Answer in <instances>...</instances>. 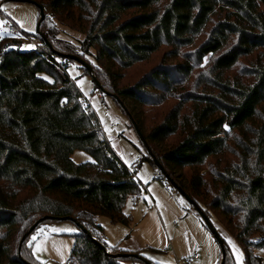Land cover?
<instances>
[{
	"label": "trees",
	"instance_id": "1",
	"mask_svg": "<svg viewBox=\"0 0 264 264\" xmlns=\"http://www.w3.org/2000/svg\"><path fill=\"white\" fill-rule=\"evenodd\" d=\"M33 1L45 13L36 34L41 45L23 51L22 41L14 37L0 42V264H46L36 260L31 237L45 222L62 219L75 220L83 228L73 235L68 264L142 260L120 246L109 247L102 239L106 236L98 219L106 216L113 223L129 224L124 206L130 198L138 200L143 186L111 148L95 112L67 73L73 61L65 55L85 60L93 68L90 74L78 64L86 74L120 100H135L145 113L146 109L154 112L167 95H179L178 106L149 133L144 132L149 148L172 137L182 138L160 154L151 151L209 218L211 209L221 210L218 220L242 246L245 264H264L255 253L264 249V169L260 167L264 156L253 168L250 155L242 153L241 166L229 169L226 132L227 128L243 132L264 109V0ZM220 13L224 19L197 49V60L219 53L212 69L222 73L244 58L258 56L252 72L256 82L239 84L235 96L229 94V87L216 98L192 91L180 94L177 85L193 72L190 63H183L160 65L135 85L118 90L115 78L122 79L124 71L147 61L165 44L174 47L177 55L180 48L193 45ZM124 15L129 17L119 22ZM59 24L79 29L85 39H76L79 44H75L61 38ZM104 59L116 61L121 68L110 73ZM95 89L100 90L96 83ZM144 114L139 122L142 128ZM257 146L264 148V140ZM77 150L88 152L94 161L76 163L72 155ZM211 160L223 168L216 172L221 187L210 185L198 171ZM141 161L156 167L148 152ZM185 169L189 176L178 174ZM242 191L245 198L239 200ZM225 250L224 264H236L226 242Z\"/></svg>",
	"mask_w": 264,
	"mask_h": 264
},
{
	"label": "rangeland",
	"instance_id": "2",
	"mask_svg": "<svg viewBox=\"0 0 264 264\" xmlns=\"http://www.w3.org/2000/svg\"><path fill=\"white\" fill-rule=\"evenodd\" d=\"M262 10L264 11V8ZM0 14H6L16 23L18 29L17 35H10L3 27L4 24L0 25V32L5 33L0 38V42L4 38L12 39L14 37L22 41L21 48L23 51L32 50L35 48V43H40L36 36L40 9L36 4L17 2L16 0H0ZM128 17L129 15H124L119 22ZM223 19V13L216 14L205 30L196 37L194 44L180 48L177 50V55L174 47L165 44L147 61L137 63L124 71L122 79L113 76L116 79L115 83L118 90L135 85L160 65L174 67L183 63H190L193 72L190 77H185L182 83L177 85L180 94L192 91L199 95H209L216 98L223 96V91L229 87L230 89H227L229 94L235 96L234 89L239 84L247 85L256 82L257 79L252 75V72L257 66L258 56L244 58L236 67L222 73L212 69L215 60L220 55L219 53L206 56L202 62L197 60V49L208 40L214 26ZM0 21H4L1 16ZM59 28L62 31L61 38L65 40L79 44L76 39L81 41L85 39L84 34L79 29L62 25ZM92 52L97 54V50ZM102 62L112 74L121 68L120 64L113 60L104 59ZM92 64H94L93 66L97 65L94 60ZM84 71L74 62H71L67 68V73L75 83L76 88L95 112L111 148L130 169L132 168L143 186L138 200L130 198L124 206V215L131 217L129 224L113 223L106 216L98 219V223L104 229L103 234L108 238L107 245L109 247L120 246L126 252L138 254L142 258V260L137 261L124 260L122 264H183V261L192 257L195 251L200 253V259L191 264H220L222 251L218 241L206 228L189 202L181 194L172 191L173 187L166 178L160 179L162 174L158 168L148 162L141 161L142 156L147 152L135 126L131 123L129 115L113 96L103 95L100 90H96L93 78ZM41 76L52 80L46 74ZM173 96L167 95L166 101L160 107L156 108L154 112L151 109H146V113L145 109L135 100L123 98L121 100L135 122L138 123L136 124L143 134L144 132L147 134L155 125H159L172 109L178 106L180 103L179 95ZM142 113H145L142 120L143 128L141 127L142 124L139 123ZM243 130L242 132L240 130L232 131L230 128L226 129L230 147L227 155V167L229 169L241 166L243 155H250L248 160L253 168L258 161L262 160L261 154L263 153L264 156V148L259 149L257 145L259 141L264 140V109H260L256 120L250 122ZM180 139L182 138L172 137L160 144H150V147L160 154L163 150L175 145ZM72 159L76 163L94 161L93 157L83 150L75 151ZM260 167L262 170L264 169V161ZM221 170L223 168L217 165L216 160H211L208 165L198 169L207 178L210 185L214 184L219 187L221 185L217 182L220 179H216L218 177L216 172L219 173ZM187 171L189 170L177 172L189 176L190 173ZM237 198L239 200L244 199L245 193L239 192ZM234 205L238 206L237 203ZM220 213L221 210L211 209L210 220L230 248L235 263L245 264V252L235 236L226 231L219 222ZM42 229L43 232H41ZM53 229H70V231H53ZM79 232L80 228L71 220L45 222L40 227L39 232L32 235L37 239L34 241L31 237V242H34L36 260L46 264H68L74 247L73 235ZM40 233L44 235L39 237L38 234ZM255 253L264 258V249H258Z\"/></svg>",
	"mask_w": 264,
	"mask_h": 264
},
{
	"label": "water",
	"instance_id": "3",
	"mask_svg": "<svg viewBox=\"0 0 264 264\" xmlns=\"http://www.w3.org/2000/svg\"><path fill=\"white\" fill-rule=\"evenodd\" d=\"M17 2H25V3H34L36 4L33 0H16ZM37 5V4H36ZM39 7V9L41 10V19L38 22V28L37 31L40 30V25L42 23V21L45 19V13L42 10V8L37 5ZM41 38L44 40V42L46 44H48L49 46L50 43L47 40V38L45 37L44 34L40 33ZM65 59L67 60H71L73 62H76L77 64L81 65L82 67H85L90 74H93V68L92 66L87 63L85 60H83L82 58L78 57V56H73V55H65L63 56ZM95 83L97 84V86L99 87V89L107 95L113 96L114 98H116L120 104L122 106L125 107V105L123 104V102L118 98L117 95L115 94H111L109 93L107 90H105L102 85L100 84V82L94 78ZM128 115L130 117V120L132 122V124L135 126V129L137 130L138 135L140 136L142 142L144 143L145 149L147 150L148 154L151 156V158L154 161V164L156 165V167L158 168V170L165 176V178L171 183L172 187L179 193L181 194L188 202L189 204L194 208V210L197 212V214L200 216L201 220L203 221L204 225L206 226V228L212 233V235L215 237V239L218 241L219 245L221 246V251L223 254V259L221 261L220 264H224L225 263V240H223L222 236L220 235V233L218 232V230L215 228V226L213 225V223L211 222L209 216L201 209V207H199L193 199H191V197L170 177V175L165 171V168L163 167V165L159 162V160L155 157V155L152 153L151 149L149 148L145 137L143 136L142 131L140 130V128L138 127V125L136 124L135 120L133 119L132 115L128 112ZM63 221L67 220V219H62ZM73 222H75V220H72ZM41 220L39 222H37L35 224V226L32 228L35 229L39 224H40ZM78 227L80 229H83L80 225H78ZM31 230V231H32ZM86 231V230H85ZM104 247V246H103ZM105 249V247H104ZM129 256H134L136 258H138V255H129Z\"/></svg>",
	"mask_w": 264,
	"mask_h": 264
},
{
	"label": "built area",
	"instance_id": "4",
	"mask_svg": "<svg viewBox=\"0 0 264 264\" xmlns=\"http://www.w3.org/2000/svg\"><path fill=\"white\" fill-rule=\"evenodd\" d=\"M0 16L4 19L5 23L3 27L8 31L10 35H17L18 34V29L16 26V23L12 21L6 14H0ZM41 43H35V47H39ZM165 185L168 187V184L165 182ZM104 241H108L107 237H102ZM200 259V253L198 251H195L193 253V256L190 258H186L183 261V264H191L194 261H198ZM180 264V263H178Z\"/></svg>",
	"mask_w": 264,
	"mask_h": 264
},
{
	"label": "snow or ice",
	"instance_id": "5",
	"mask_svg": "<svg viewBox=\"0 0 264 264\" xmlns=\"http://www.w3.org/2000/svg\"><path fill=\"white\" fill-rule=\"evenodd\" d=\"M5 22L4 21H0V25H3ZM21 27H23V25H21ZM5 35V33L0 32V38H2ZM31 47V46H29ZM81 83H83L81 81ZM53 231H70V229H53ZM41 232H43V229L41 230ZM32 239L35 241L37 238L34 236L32 237Z\"/></svg>",
	"mask_w": 264,
	"mask_h": 264
}]
</instances>
